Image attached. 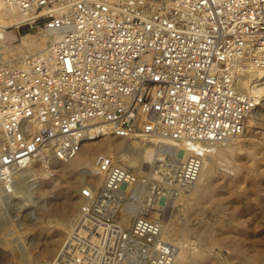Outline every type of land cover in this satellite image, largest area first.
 <instances>
[{
	"label": "built area",
	"instance_id": "obj_1",
	"mask_svg": "<svg viewBox=\"0 0 264 264\" xmlns=\"http://www.w3.org/2000/svg\"><path fill=\"white\" fill-rule=\"evenodd\" d=\"M45 47L0 64V181L43 152L61 161L114 135L192 148L136 172L96 158L76 224L52 264H174L160 212L198 181L210 146L258 107L243 79L264 71V0H5ZM157 211V212H155ZM130 214L128 227L122 216Z\"/></svg>",
	"mask_w": 264,
	"mask_h": 264
},
{
	"label": "rangeland",
	"instance_id": "obj_2",
	"mask_svg": "<svg viewBox=\"0 0 264 264\" xmlns=\"http://www.w3.org/2000/svg\"><path fill=\"white\" fill-rule=\"evenodd\" d=\"M0 25L10 33L6 38V48L0 46V64L22 60L14 56V52L19 51L25 35L30 34L29 40L43 42V34L30 25L5 23L2 17ZM263 76L260 74L258 82L264 83ZM256 100L258 107L249 117L253 121L250 126L241 135L211 146L205 158L210 162V170L205 172L196 190H185L160 212L166 229L165 238L177 249L176 243L185 245L187 255L184 264H249L247 255L258 251L262 259L254 264H264V93ZM113 137L97 139L100 141L97 145L102 148L92 161L86 162L83 158L97 146L90 143L71 160H52L51 163L50 160L42 162L39 159L27 168L29 171L25 168L22 195L7 197L0 193V219L7 220L4 225L11 232L9 238L12 243L11 247H3L0 241V264H47L57 256L69 235L64 229L65 223L73 220V229L81 207L87 201L81 192L91 187L98 189L103 183V177L94 171L97 156L111 154L117 159L118 150L107 147L112 141L136 150L149 142ZM158 158L138 167L162 164L164 158ZM165 160L168 161L167 158ZM0 186H4L2 181ZM2 202L5 203L1 205ZM126 216L132 220L130 214ZM52 221L53 224L50 223Z\"/></svg>",
	"mask_w": 264,
	"mask_h": 264
},
{
	"label": "bare ground",
	"instance_id": "obj_3",
	"mask_svg": "<svg viewBox=\"0 0 264 264\" xmlns=\"http://www.w3.org/2000/svg\"><path fill=\"white\" fill-rule=\"evenodd\" d=\"M0 17L3 18L4 22L5 23H11V24H14V25H21L23 24V22L26 20V17L23 16L18 8L14 5V4H11V3H8L7 1L5 0H0ZM10 33L7 32V30L5 29V26L3 25H0V46L1 47H5L6 48V38L9 36ZM43 34V42L41 41H38L36 39L34 40H29V37H30V34L29 35H25L23 37V43L22 45H20L19 47V51L16 53L14 52V56L16 57H20L21 59H25L26 57H28L29 55H33L39 51H41L44 47H45V44L46 41L48 40V34L47 33H42ZM11 37H14L16 38L15 35H12ZM37 38V37H35ZM33 39V38H32ZM8 45V44H7ZM18 46V45H17ZM18 50V48H16ZM10 50V49H9ZM1 51V50H0ZM3 52H5L6 50H2ZM11 53V52H10ZM9 53V54H10ZM12 54V53H11ZM4 57H5V54H3ZM2 56V55H1ZM7 58V56H6ZM14 59V58H13ZM260 74H264V71H259V72H254L252 73L249 77H246L243 79V82H242V86L250 91H252L256 97V99H260V97L262 96V93H264V83H261L259 80L258 82V77L260 76ZM264 77V76H263ZM255 82H258V84ZM253 122V121H252ZM251 122V118L248 120L247 122V125H246V128L248 126H250L249 124L252 123ZM110 136H114V135H110ZM112 138V137H110ZM113 138H122V137H117V136H114ZM232 138H235V137H232ZM231 138V139H232ZM125 139V138H124ZM230 140V139H229ZM228 141V140H227ZM100 141L98 140H94V141H91V142H88L87 144H99ZM86 145V144H85ZM94 147V146H93ZM105 147V146H104ZM107 147H113L114 149L113 150H118L117 151V154H116V157H117V160L118 162H120V164H122L123 166H126V167H133V170L138 172L140 171L139 167H142V165H145L147 164L148 162H153L155 159H157V157H159L158 159H165V156L163 157V155H167L168 153H174L176 152L177 155H178V159H179V162H184L186 160V158L192 153V148L190 147H187L185 145H183L182 143H179V142H175V141H172L170 139H161V138H152L149 140V142H147L144 147L142 148H138L137 150L134 149V147L132 146H121L120 143H117V142H109L107 144ZM101 145H97L95 146V148H92L90 150V152H88L86 155V157H83L85 158V161H92V158L95 157V155L98 153L99 150H101ZM136 148V147H135ZM211 148V146H210ZM105 148H103L102 150H104ZM158 150V152H157ZM210 150V149H209ZM156 152V153H155ZM101 155V154H100ZM99 156V155H98ZM97 156V157H98ZM157 156V157H156ZM38 159H40L42 162L45 161V162H48L49 160L51 161L52 163V160H58L55 155L53 153H48V152H43L39 155ZM94 160V159H93ZM81 161H84V160H81ZM161 161V160H160ZM57 162V161H55ZM82 163V162H81ZM50 164V163H49ZM80 164V162L78 163ZM77 164V165H78ZM89 164V163H88ZM51 165V164H50ZM83 165V164H82ZM151 165V164H150ZM149 165V166H150ZM35 166V165H34ZM87 166V165H86ZM91 166V165H88V167ZM148 166V165H147ZM152 166V165H151ZM146 167V166H145ZM144 167V168H145ZM30 168V167H29ZM28 168V169H29ZM27 169V168H26ZM26 169H23V170H19L18 172L15 173L14 175V179H13V182L11 184V187L12 189H10L8 192V190L6 189L5 185L4 186H0V193H5V196L7 197H17L18 194L20 193H24V190L21 186V184L23 183V180H24V177H25V170ZM27 169V170H28ZM47 169V168H46ZM207 170L209 171L210 170V162L208 160H205L204 162V167H203V170L201 172V175L198 179V181L196 182L195 185H193L192 187L186 189L188 191H192L193 190H196L197 186H198V183L199 181L201 180V178L204 176L205 172H207ZM29 171V170H28ZM89 172V171H88ZM61 174H62V171H61ZM65 174V173H64ZM27 185V183H26ZM73 186V185H72ZM25 188V187H24ZM95 188V187H93ZM28 190V189H27ZM206 189H204L205 191ZM208 190V189H207ZM206 190V191H207ZM29 191V190H28ZM185 190H183L182 192H184ZM82 194H84V192L82 191L81 192ZM206 194H208L207 192H205ZM204 193V194H205ZM29 194V193H28ZM22 195V194H20ZM25 195V194H23ZM26 196V195H25ZM205 196V195H204ZM1 197V196H0ZM2 198V197H1ZM5 203V202H4ZM2 202L1 205L4 204ZM84 206V205H83ZM82 209V207H81ZM2 210V209H1ZM0 210V211H1ZM51 216V215H50ZM77 216V215H76ZM45 217V216H44ZM125 219L124 220V223L128 226L130 224V222H132V220L130 219V216H124ZM72 218V217H71ZM28 219V218H27ZM51 219V218H50ZM53 220V219H51ZM7 220H5L4 218H1L0 219V236L2 237L0 239V241L2 240V245H4L3 247H9L12 243H11V240L9 238L11 232L7 229L6 225H4V222H6ZM49 221V220H48ZM72 221L73 220H68L65 225H64V229H67L68 230V233L70 234L71 230H72ZM11 222V221H10ZM29 222V221H28ZM61 222V221H60ZM48 223V222H46ZM53 224V221L50 222ZM59 223V221H58ZM74 223V222H73ZM51 224V225H52ZM61 223H59L58 225H60ZM55 226V225H54ZM57 226V225H56ZM58 227V226H57ZM62 228V227H61ZM63 229V228H62ZM163 233H165V228H163ZM40 231V230H39ZM200 232V231H199ZM38 234V233H37ZM15 235V234H14ZM167 235V234H166ZM200 236V234H198ZM205 235V234H204ZM65 236V235H64ZM12 237V236H11ZM60 237V236H59ZM13 238V237H12ZM60 239V238H59ZM13 240V239H12ZM177 240V239H176ZM14 241V240H13ZM12 241V242H13ZM41 241V240H40ZM46 241V240H45ZM49 242V241H48ZM17 244V243H16ZM177 246H178V253H177V257H176V261H175V264H184V262L186 261V249L183 247L185 245H180L179 243H176ZM16 246V245H15ZM62 246V245H61ZM11 247V246H10ZM25 248V247H24ZM62 248V247H61ZM7 249V248H6ZM188 250V249H187ZM23 252V251H22ZM29 252V251H28ZM192 252V251H191ZM21 253V252H20ZM48 253V251H47ZM50 253V252H49ZM23 257V256H22ZM248 258V263L249 264H254L256 263L257 261H259L260 259H262V255L261 253L258 251L256 253H254L253 255L249 254L247 255ZM22 260V258H21ZM53 258L50 262H48L47 264H52L53 262ZM25 263V262H23ZM34 263V262H33ZM39 263V262H38ZM18 264V262H17ZM29 264V263H28ZM45 264V263H44Z\"/></svg>",
	"mask_w": 264,
	"mask_h": 264
}]
</instances>
